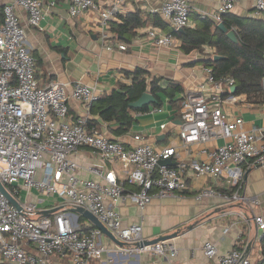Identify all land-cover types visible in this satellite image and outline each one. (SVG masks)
Wrapping results in <instances>:
<instances>
[{
  "label": "built area",
  "instance_id": "built-area-1",
  "mask_svg": "<svg viewBox=\"0 0 264 264\" xmlns=\"http://www.w3.org/2000/svg\"><path fill=\"white\" fill-rule=\"evenodd\" d=\"M68 11L77 15L88 9H97L99 18L94 25L98 38L107 49L125 50L110 30V20L116 16L124 0H113L99 7L95 0H68ZM238 0H218L215 12L208 15L215 23L231 12ZM27 14V23L39 26L44 11L42 0H10L1 6L0 18V264H51V256L68 254L70 264H89L110 249L102 242V232L73 208L81 206L96 216L119 240L125 242L118 250L125 254L140 252L163 254L168 264L177 249L166 239L142 243L141 223L121 225L117 209L119 202L129 200L140 212L152 197H163L185 188V172L192 169L195 176L209 175L214 182L226 175L233 189L219 191L212 184L203 185L196 197L218 196L227 202L257 204L256 197L240 193L243 164L264 163V129H244L241 116L228 119L222 102L237 101L231 90L233 78H215L211 67L200 89L185 91L178 106L180 123L178 133L184 144L204 142L222 137L207 160H180L176 165L160 163L165 157H176L171 146L156 148L137 134V143L126 147L111 139L101 130L87 127L90 106L100 92L81 80L72 83L70 92L65 84L51 80L41 85L35 77L36 60L29 52L25 30L15 9ZM189 0H164L157 12L173 28L193 25L189 18ZM264 12V0H254L252 16ZM204 16V14H203ZM149 40L157 45L173 43V34L156 26L147 28ZM264 80V79H263ZM72 97L85 105V113L72 117L67 100ZM264 116V106L261 109ZM86 146L104 160H123L131 164L127 180L137 185L126 189L112 168L89 170L98 179L81 178L76 174L77 163L72 154ZM51 195L58 199L57 210L44 214L31 196ZM256 227L264 232V214L252 216ZM90 224V225H89ZM90 226V227H89ZM85 227H88L85 229ZM262 235V234H261ZM23 243L33 244L38 255L29 253ZM204 253L216 257L217 264H251L245 251L233 247L219 252L216 243L206 240Z\"/></svg>",
  "mask_w": 264,
  "mask_h": 264
},
{
  "label": "crops",
  "instance_id": "crops-1",
  "mask_svg": "<svg viewBox=\"0 0 264 264\" xmlns=\"http://www.w3.org/2000/svg\"><path fill=\"white\" fill-rule=\"evenodd\" d=\"M7 1L10 0H0V18L1 6ZM95 2L99 7H106L111 5L113 0ZM163 2L164 0H124L120 4L116 16L110 20V25L112 22H120L121 16L136 10L147 19L144 25L136 27L135 34L130 39L118 40L127 45L125 50L117 47L107 49L103 46L98 38V30L94 26L99 18L97 9H88L71 15L68 11V0H42L44 15L39 26L27 23V14L24 10L16 8L15 13L24 27L29 52L36 60L35 77L41 85L58 80L65 84L67 92H70L72 83L81 80L93 85L101 94L110 93L120 83H130L131 78L125 72L132 71L138 66L147 71L145 75L148 80L152 76H161L180 83L183 88L176 94L177 99L173 102L162 97V102L158 106L151 105V102L147 104L148 108L145 110L131 111L133 120L122 133L112 131L118 127L115 121H104L98 115L90 114L98 122V126L92 125L93 127L101 130L109 138L121 141L126 147L137 143L134 138L137 134L156 148L171 146L178 153V156L170 157L171 165H176L180 160L211 159L212 151L224 139L217 137L204 142L184 144L178 133L180 123L178 106L179 98L187 90L201 91L206 96L210 93L208 89L201 90L200 85L206 80L205 68L210 67L203 61L212 54V49L204 45L201 50L183 52L179 47L180 39L174 34L173 43L170 45H157L151 42L147 36V28L156 26L153 25L152 16L160 17L157 10ZM189 3V18L194 25L196 15L203 16L215 12L218 0H189ZM253 3L254 0H238L232 12L243 16L252 15ZM156 27L163 32L174 29L165 19L162 26ZM236 96L237 101H225L220 104L225 116L228 119L241 116L244 129L254 127L264 129V116L261 114L264 103L248 102L244 94ZM67 103L72 117L85 113L86 108L81 101L69 97ZM87 127L90 126L87 124ZM72 157L77 163L76 174L81 178L98 179V175L89 170L92 167L103 170L112 168L119 181H126V186L124 184L126 189H137V185L127 180L131 168L127 161L116 159L103 161L96 152L86 146L78 148ZM242 170L240 193L258 198L257 204L227 202L218 196L196 197L198 190L206 184H212L214 188L223 192L232 190L233 185L224 174L211 182V176H195L192 169L187 168L185 188L181 192L152 197L142 212L129 200L119 202L117 209L121 216V225L141 223L143 240L164 237L173 243L177 249L172 258L174 264H217L216 257H208L204 253L203 243L206 240L215 242L219 252L237 247L248 254L251 264H258L261 258L262 232L256 227L252 216L264 214V163L243 164ZM37 198H41L38 204L44 210L60 205L58 199L51 195L39 194L31 196L30 199L36 201ZM174 232L175 235H169ZM101 237L110 252H103L99 258L91 259L89 264H168L163 254L121 253L111 238L104 233ZM22 245L29 253L38 255L33 244L22 242ZM51 264H70L68 254L59 253L51 256Z\"/></svg>",
  "mask_w": 264,
  "mask_h": 264
},
{
  "label": "trees",
  "instance_id": "trees-1",
  "mask_svg": "<svg viewBox=\"0 0 264 264\" xmlns=\"http://www.w3.org/2000/svg\"><path fill=\"white\" fill-rule=\"evenodd\" d=\"M152 17L153 25H163L164 19L161 15ZM196 17L194 25L184 26L182 31L175 28L170 31L180 39V49L188 53L208 45L212 54L203 62L212 68L214 77H232L234 94H244L248 102L264 103V12L261 16H243L232 11L222 15L221 21L227 29L234 31L236 43L227 37L225 31L217 27V23L210 16ZM146 21L145 16L136 10L121 16L120 22H112L110 30L117 40L130 39L135 34L136 27L144 25ZM215 54L221 57L213 59ZM145 73L147 71L138 66L132 71H126L125 74L131 78L130 83H120L110 93L100 94L91 104L90 113L98 115L104 121H115L118 127L112 131L122 133L133 120L131 111L148 108L147 104L139 108L129 106V102L137 99L144 91H149L155 97L156 100L151 105L158 106L162 97L173 102L177 99L176 94L183 90L180 83L174 80L161 76H152L148 80ZM87 121L88 126H98L97 120L92 116ZM124 184L126 186V181ZM82 220L84 217L79 215V221ZM260 254L258 264H264V232L260 237Z\"/></svg>",
  "mask_w": 264,
  "mask_h": 264
},
{
  "label": "water",
  "instance_id": "water-1",
  "mask_svg": "<svg viewBox=\"0 0 264 264\" xmlns=\"http://www.w3.org/2000/svg\"><path fill=\"white\" fill-rule=\"evenodd\" d=\"M217 27H219L221 30L225 31L227 37L229 39H231L233 42H237V38L235 36V33L232 29H227L226 26L224 25V23L218 22L217 23ZM178 31H182L183 28L179 27L177 28ZM220 55H213V59H218L220 58ZM235 89V85L233 84L230 88V90L233 92ZM156 99L155 97L149 92V91H144L137 99L129 102V106L133 107V108H139L144 104H149L151 102H154ZM170 157H166L163 159H160L159 162L160 163H168V164H172V162L169 160ZM0 190L5 192L4 187L2 186V184L0 183ZM59 206H56L54 208L51 209H46V210H42V213L44 214H49L55 210L58 209ZM73 211L79 213L80 215H82L84 218H86L87 220H89L94 226H96L97 228H99L101 230L102 233H104L105 235H107L109 238H111L118 246H122L125 244V242L119 240L98 218H96L95 215H93L90 211H88L87 209L81 207V206H77L75 208H73ZM176 233H172L169 235H175ZM160 239H164V237H157V238H153L150 240H143L142 243H149V242H153V241H157Z\"/></svg>",
  "mask_w": 264,
  "mask_h": 264
},
{
  "label": "rangeland",
  "instance_id": "rangeland-1",
  "mask_svg": "<svg viewBox=\"0 0 264 264\" xmlns=\"http://www.w3.org/2000/svg\"><path fill=\"white\" fill-rule=\"evenodd\" d=\"M263 85H264V80H263ZM59 202V201H58Z\"/></svg>",
  "mask_w": 264,
  "mask_h": 264
}]
</instances>
